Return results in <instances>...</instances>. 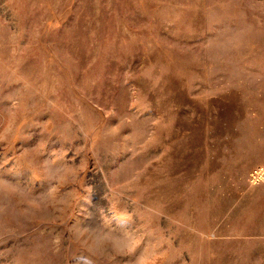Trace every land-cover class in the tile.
Segmentation results:
<instances>
[{"label": "rangeland", "instance_id": "1", "mask_svg": "<svg viewBox=\"0 0 264 264\" xmlns=\"http://www.w3.org/2000/svg\"><path fill=\"white\" fill-rule=\"evenodd\" d=\"M0 264H264V0H0Z\"/></svg>", "mask_w": 264, "mask_h": 264}]
</instances>
